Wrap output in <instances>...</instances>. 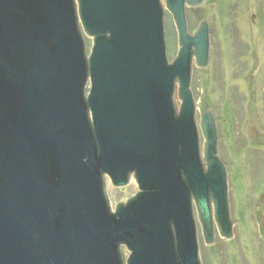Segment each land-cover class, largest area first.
Here are the masks:
<instances>
[{"label": "water", "instance_id": "water-1", "mask_svg": "<svg viewBox=\"0 0 264 264\" xmlns=\"http://www.w3.org/2000/svg\"><path fill=\"white\" fill-rule=\"evenodd\" d=\"M203 1L0 0V264H202L200 222L239 236L225 129L192 91ZM105 175L139 191L112 211Z\"/></svg>", "mask_w": 264, "mask_h": 264}, {"label": "rangeland", "instance_id": "rangeland-1", "mask_svg": "<svg viewBox=\"0 0 264 264\" xmlns=\"http://www.w3.org/2000/svg\"><path fill=\"white\" fill-rule=\"evenodd\" d=\"M167 11L170 42L174 34L173 46L177 52V28L171 12ZM259 13H264V0H204L196 7H187L191 33L202 20L212 29L211 66L207 72L206 67L196 65L194 58L192 91L198 99L200 117L208 109L214 110L219 128L225 129L224 161L230 166L239 230V236L228 239L220 234L217 224L219 244H208L200 222L202 264H264V85L255 80L249 85V78H241L240 66L244 61L238 57L240 43L245 48L251 41L260 52L255 61L263 63L264 28L258 24ZM87 43L89 54L92 38L88 35ZM176 85L174 103L179 109L181 100ZM89 89L90 84L87 92ZM242 90L247 91L244 99H240ZM104 179L112 211L117 203L127 202L139 191L133 175L121 187L115 186L108 175ZM196 213L199 214L197 207ZM121 249L126 262L130 252L124 245Z\"/></svg>", "mask_w": 264, "mask_h": 264}, {"label": "flooded vegetation", "instance_id": "flooded-vegetation-1", "mask_svg": "<svg viewBox=\"0 0 264 264\" xmlns=\"http://www.w3.org/2000/svg\"><path fill=\"white\" fill-rule=\"evenodd\" d=\"M193 7H196V6H193ZM257 21H258V24L262 28H264V13L257 14ZM200 23H199V25H200ZM199 25L196 28H194L192 33L196 32ZM211 30L212 29L210 27L209 61H208V64L206 66H203V67H206L205 69H208L207 72H209V67L211 66V62H212V58H213V34H212ZM263 35H264V33H263ZM241 45H242V49L239 51V54H238V57H240L242 59V61H244L243 64L240 66L241 78H243L244 80L246 78H249L250 79L249 83L246 81L247 84H249V85H250V82L252 80H255L257 82V84L263 83V85H264V60H263V63H260V64L258 63V61H255V59L259 57L258 54L260 53L258 48L255 47V45H252L251 41H250V43L245 45V48H244L243 43H240V48H241ZM263 52H264V50H263ZM260 57H261V55H260ZM242 68H243V70H241ZM244 91L247 92L246 90H242L241 95H240V99L245 98ZM255 91H256V89L253 90L252 92H255ZM250 103H252V100L250 101ZM122 245H124V244H122ZM122 245L120 247L121 253H122V249H121ZM122 259L124 260L123 254H122ZM124 262H125V260H124Z\"/></svg>", "mask_w": 264, "mask_h": 264}, {"label": "trees", "instance_id": "trees-1", "mask_svg": "<svg viewBox=\"0 0 264 264\" xmlns=\"http://www.w3.org/2000/svg\"><path fill=\"white\" fill-rule=\"evenodd\" d=\"M171 26H172V25H171ZM173 33H174V32H173ZM172 38H173V39H172V41L170 42V45H172L173 48L171 47L172 53H170V56H171V57L173 56V58H174V57H175V56H174V54H175V53H174V46H173V45H174V43H173V42H174V34H173ZM168 39H169V38H168ZM169 40H170V39H169ZM168 43H169V42H168ZM169 47H170V46H169ZM176 53H177V52H176Z\"/></svg>", "mask_w": 264, "mask_h": 264}]
</instances>
